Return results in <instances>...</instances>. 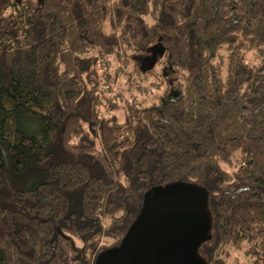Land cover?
Segmentation results:
<instances>
[{
    "label": "trees",
    "instance_id": "obj_1",
    "mask_svg": "<svg viewBox=\"0 0 264 264\" xmlns=\"http://www.w3.org/2000/svg\"><path fill=\"white\" fill-rule=\"evenodd\" d=\"M138 53L157 92L116 112ZM174 182L209 193L207 264H264V0H0V264H95Z\"/></svg>",
    "mask_w": 264,
    "mask_h": 264
},
{
    "label": "water",
    "instance_id": "obj_2",
    "mask_svg": "<svg viewBox=\"0 0 264 264\" xmlns=\"http://www.w3.org/2000/svg\"><path fill=\"white\" fill-rule=\"evenodd\" d=\"M156 63L153 57L146 69ZM210 212L202 186L174 182L153 188L121 244L102 251L95 264H207L199 249L212 232Z\"/></svg>",
    "mask_w": 264,
    "mask_h": 264
},
{
    "label": "rangeland",
    "instance_id": "obj_3",
    "mask_svg": "<svg viewBox=\"0 0 264 264\" xmlns=\"http://www.w3.org/2000/svg\"><path fill=\"white\" fill-rule=\"evenodd\" d=\"M137 42L139 43L138 45L144 47V43H145V37H144V32L140 31L137 35ZM141 53H138L137 55L135 54V62L132 61L129 64H124L123 66L125 67V72L123 73H118L116 74L115 78L113 79L112 83L115 86L114 89V94L111 95V97L116 98V102L117 105L119 103V107H118V111L116 112H122L125 111L127 105V100L132 101V96L135 95L136 98L141 99L142 98V94L139 93L138 91H132V85H134L132 83L134 76L137 77L134 73H136L135 68H138V66L141 67H145L149 66V64L152 62V58L153 57H148L144 54V56H146L145 59L143 60H139V55ZM148 55V54H147ZM151 59V60H150ZM246 60L250 65H257L260 62V57L257 55L256 52L254 51H247L246 52ZM118 67V63L114 64L111 68H108V72H106L107 74H112L111 79L113 78V76L115 75L116 72V68ZM154 69H157V71L159 70V66L156 63L155 66L153 67ZM103 71V70H101ZM137 74V73H136ZM130 78V79H129ZM150 81H153L154 78L150 77ZM135 79V78H134ZM150 81H146L147 84H145L146 89H152L153 93L148 92L147 90H145V95L143 97H150L152 94H155L157 92L156 90V86L152 85V88L148 87V85H150ZM119 93V95H118ZM134 93V94H133ZM80 199H81V194L79 192L74 193L73 196V202H74V211L78 212L80 210ZM210 208V207H209ZM211 211V210H210ZM212 211L210 212V217H211V225L213 226V220H212ZM212 233H213V229H212ZM232 261L233 262H238V263H245L246 262V257L244 255V250L243 249H239V250H234L232 251ZM235 262V263H236Z\"/></svg>",
    "mask_w": 264,
    "mask_h": 264
}]
</instances>
